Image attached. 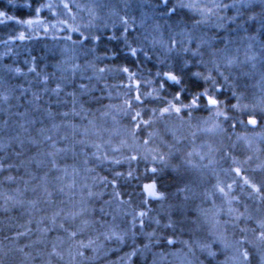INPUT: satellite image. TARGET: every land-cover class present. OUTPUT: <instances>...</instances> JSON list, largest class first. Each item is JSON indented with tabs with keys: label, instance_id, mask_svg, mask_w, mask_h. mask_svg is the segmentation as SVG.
Segmentation results:
<instances>
[{
	"label": "clouds",
	"instance_id": "9594fccd",
	"mask_svg": "<svg viewBox=\"0 0 264 264\" xmlns=\"http://www.w3.org/2000/svg\"><path fill=\"white\" fill-rule=\"evenodd\" d=\"M0 12V264H264V0Z\"/></svg>",
	"mask_w": 264,
	"mask_h": 264
},
{
	"label": "snow or ice",
	"instance_id": "6c2138e0",
	"mask_svg": "<svg viewBox=\"0 0 264 264\" xmlns=\"http://www.w3.org/2000/svg\"><path fill=\"white\" fill-rule=\"evenodd\" d=\"M3 15H4V13L0 12V16H3ZM9 19L11 20L12 18L9 17ZM29 23H31V21H29ZM20 38L23 39V33H20ZM17 71H19V69H17ZM209 102H210V103H215V101H213V100H211V99L209 100ZM253 122H254V121H253ZM145 188H146V189H149L150 186H149V185H145ZM150 194L155 195V193H151V192H150Z\"/></svg>",
	"mask_w": 264,
	"mask_h": 264
},
{
	"label": "trees",
	"instance_id": "16d2710c",
	"mask_svg": "<svg viewBox=\"0 0 264 264\" xmlns=\"http://www.w3.org/2000/svg\"><path fill=\"white\" fill-rule=\"evenodd\" d=\"M20 11H22V10H20ZM9 27H11V25H9Z\"/></svg>",
	"mask_w": 264,
	"mask_h": 264
}]
</instances>
